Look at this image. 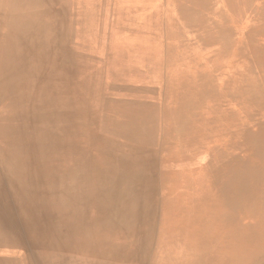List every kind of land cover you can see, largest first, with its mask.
Returning <instances> with one entry per match:
<instances>
[{
    "label": "bare ground",
    "instance_id": "6f19581e",
    "mask_svg": "<svg viewBox=\"0 0 264 264\" xmlns=\"http://www.w3.org/2000/svg\"><path fill=\"white\" fill-rule=\"evenodd\" d=\"M48 4L0 0V102H16L13 113L0 112V264H141L152 231L142 197L153 179L140 170L154 132L139 123L142 130H124L118 141L94 119L82 123L63 21ZM252 57L264 83V48ZM186 91L177 100L167 96L173 87L163 93L168 119L178 120L176 141L164 140L160 155L179 184L161 200L158 224L189 246L185 264H264V106L253 99L256 87L216 83L199 68ZM167 232L149 264H177L161 262Z\"/></svg>",
    "mask_w": 264,
    "mask_h": 264
},
{
    "label": "rangeland",
    "instance_id": "374dc122",
    "mask_svg": "<svg viewBox=\"0 0 264 264\" xmlns=\"http://www.w3.org/2000/svg\"><path fill=\"white\" fill-rule=\"evenodd\" d=\"M47 1L63 21L66 48L78 89L73 107L81 111L82 123L94 119L101 134L118 141L128 129L142 130L139 123L143 131L150 126L154 132V145L149 149L151 160L148 157L140 170L153 180L147 189L149 194L142 197V207L151 208L148 219L152 231L148 249L139 261L150 263L166 229L169 241L162 244L165 252L161 262L185 264L191 254L189 246L178 239L172 240L175 232L171 225L165 228L164 224L161 227L158 224L161 200H170L179 184L163 167L160 155L164 140L176 141L172 136L178 117L168 119L167 96L177 100V93L185 88L189 94L195 85V73L202 68L216 83L237 86L242 81L254 85L256 97L253 99L257 106H264L262 69L252 57L264 48V0ZM221 73L224 79L219 77ZM167 86L175 89L174 95L163 94ZM14 103L13 99H3L1 114L13 113ZM131 161L130 157V166L134 164ZM59 195L56 191L50 198L57 199ZM50 198L46 196L45 201L49 202ZM111 264L121 263L113 260Z\"/></svg>",
    "mask_w": 264,
    "mask_h": 264
}]
</instances>
